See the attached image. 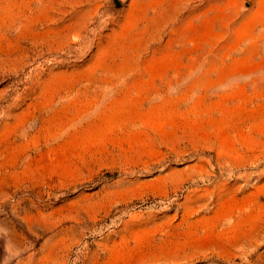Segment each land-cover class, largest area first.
I'll list each match as a JSON object with an SVG mask.
<instances>
[{"label": "rangeland", "instance_id": "1", "mask_svg": "<svg viewBox=\"0 0 264 264\" xmlns=\"http://www.w3.org/2000/svg\"><path fill=\"white\" fill-rule=\"evenodd\" d=\"M0 264H264V0H0Z\"/></svg>", "mask_w": 264, "mask_h": 264}]
</instances>
